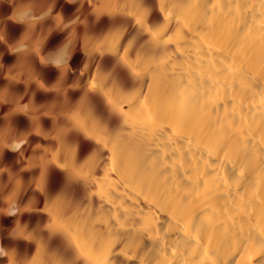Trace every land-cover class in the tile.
Segmentation results:
<instances>
[{
    "label": "bare ground",
    "instance_id": "obj_1",
    "mask_svg": "<svg viewBox=\"0 0 264 264\" xmlns=\"http://www.w3.org/2000/svg\"><path fill=\"white\" fill-rule=\"evenodd\" d=\"M0 264H264V0H0Z\"/></svg>",
    "mask_w": 264,
    "mask_h": 264
}]
</instances>
